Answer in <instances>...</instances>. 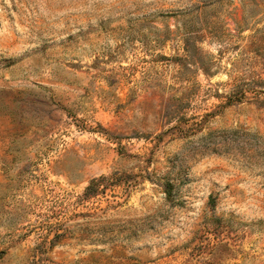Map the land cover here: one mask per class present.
<instances>
[{
  "label": "rangeland",
  "instance_id": "obj_1",
  "mask_svg": "<svg viewBox=\"0 0 264 264\" xmlns=\"http://www.w3.org/2000/svg\"><path fill=\"white\" fill-rule=\"evenodd\" d=\"M262 31L264 0H0V264H264V105L223 101Z\"/></svg>",
  "mask_w": 264,
  "mask_h": 264
},
{
  "label": "trees",
  "instance_id": "obj_2",
  "mask_svg": "<svg viewBox=\"0 0 264 264\" xmlns=\"http://www.w3.org/2000/svg\"><path fill=\"white\" fill-rule=\"evenodd\" d=\"M260 36L262 39H264V31L260 33ZM262 43H264V40ZM263 46L261 43L257 45V47ZM255 51L257 53H260L261 58L264 60V47L262 48H257ZM261 49V50H259ZM257 55H255L254 58H256ZM187 58H189L187 56ZM253 58V57H252ZM251 59V58H250ZM252 61V60H251ZM252 63V62H251ZM205 71H209V68L206 66H203ZM237 71V72H236ZM238 66H234L233 68V73L230 75V78L228 81L224 83V85L227 88V91L224 94V100L225 104L232 105L236 103H242V102H255L259 106L264 105V78L261 75H257L255 70H251L249 75H246L245 73L238 72ZM247 73V72H246ZM212 113H207L204 118H202V121H194L191 126H189L186 130H190L191 127H196L198 126V131H203L204 126H202V122H205L208 120L207 117L211 116ZM179 119L177 120V124L173 126L172 128H175L178 130L182 135L188 136L187 131L185 128H182L180 126V123L182 121L181 116L178 117ZM172 121V120H170ZM195 128L191 130V132L195 133ZM224 132H232L235 133L236 131H229L225 130ZM209 136H212V133L208 134ZM201 138H206L205 135L204 137ZM130 177L129 173H124V172H114L113 174L109 176H100L98 178L92 179L83 195L84 199H90L95 196H98L106 191L107 188L109 187H115V186H121L123 182H127L128 178ZM129 183V182H127ZM165 185V193L167 194L168 198H171L173 195L172 192V183L169 181H166L164 183Z\"/></svg>",
  "mask_w": 264,
  "mask_h": 264
}]
</instances>
